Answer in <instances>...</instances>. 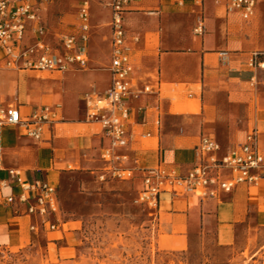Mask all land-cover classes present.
Listing matches in <instances>:
<instances>
[{"label":"crops","instance_id":"1","mask_svg":"<svg viewBox=\"0 0 264 264\" xmlns=\"http://www.w3.org/2000/svg\"><path fill=\"white\" fill-rule=\"evenodd\" d=\"M101 1L81 2L88 3L90 12L84 68L74 66L63 73L17 70L5 66L0 49V108L14 106L25 117L47 106L57 115L53 125L45 126L40 140L15 126L0 127V199L20 194L7 175L8 170H18L26 182L42 180L56 186L59 207V213L49 215L48 223L42 225L43 218L26 213V204H0V253L29 248L40 239L54 246L64 240L60 248L68 250L67 235L71 233L64 226L78 221L61 220L60 175L89 169L96 158L100 165L90 174L100 172V156L108 139L98 123L85 120L84 99L93 91L104 92L110 82L111 12L108 0ZM228 1L129 0L125 7L122 23L132 77L140 89L150 85L161 91L159 95L143 94L131 102L130 128L136 135L124 151L138 160L129 181L138 179L141 188L145 168L185 175L195 166L194 150L202 136L220 144L218 155L222 157L256 130L264 150V3L259 2L255 15L244 20L238 12L227 11ZM80 5L66 32L51 43L43 19L44 5L37 4L44 34L34 32L36 23H29L23 44L41 42L53 52L60 50L62 36L79 34ZM199 24L203 26L201 33L196 32ZM55 73L57 78L52 76ZM169 86L185 87L183 96L188 101L173 103L165 96ZM83 112L84 121H80ZM125 166L130 168L132 163ZM218 174L225 179L230 176L226 170ZM155 212L171 248H183L201 236H212L226 249L242 234L243 224L256 225L264 214V180L257 185L240 184L218 198L162 193ZM49 223L57 224L56 229L49 230Z\"/></svg>","mask_w":264,"mask_h":264},{"label":"built area","instance_id":"2","mask_svg":"<svg viewBox=\"0 0 264 264\" xmlns=\"http://www.w3.org/2000/svg\"><path fill=\"white\" fill-rule=\"evenodd\" d=\"M53 0H0V49L4 53L5 66L17 70L36 72H66L74 66L84 68L87 65L86 44L90 33V12L87 2L77 10L79 34L62 36L61 49L53 52L41 42L24 45L23 39L29 23H36L33 31L44 34L39 25L37 4L46 5ZM129 0H108L107 7L111 15L110 28V82L102 93L95 91L85 96L87 122L98 123L108 139V145L102 150L100 172L96 174L99 182L107 180L129 181L138 160L131 158L127 151L136 135L130 128L131 102L143 94H160L150 85L141 89L134 81L133 65L130 60V48L126 45L122 15ZM259 2L264 0H229L228 12H238L244 20L255 15ZM201 24L196 28L202 32ZM180 87L177 86V89ZM60 106H55L58 109ZM56 112L47 106L41 107L28 116H21L14 106L0 108V127L15 126L34 140H40L46 125L56 120ZM148 136V135H146ZM220 144L211 137L202 136L195 147V166L180 176L162 168L142 169V188L135 203L156 211L159 195L170 194L173 197L194 195L199 198H218L221 194L232 192L238 185H257L264 180V150L258 143L256 130L249 132L243 143L229 149L219 157ZM132 163L127 168L125 164ZM226 170L229 178H222L218 172ZM8 177L19 187L20 194L0 199V204L13 205L15 202L26 204L28 215L43 218L46 225L49 215L59 213L57 187L42 180L26 182L18 170H8ZM57 224L49 223L48 229L55 230Z\"/></svg>","mask_w":264,"mask_h":264},{"label":"rangeland","instance_id":"3","mask_svg":"<svg viewBox=\"0 0 264 264\" xmlns=\"http://www.w3.org/2000/svg\"><path fill=\"white\" fill-rule=\"evenodd\" d=\"M82 1L85 0H53L43 6L51 43L66 32ZM86 1L90 4V0ZM52 76L57 78V73ZM168 88L165 96L173 103L188 101L183 96L185 87ZM80 104L84 109L82 99ZM80 121H84V112ZM96 159L89 169H73L60 175L61 220L78 221L64 226L71 233L67 235L69 249L60 248L64 240L54 246L40 239L29 248L0 253V264H264V214L256 225L243 224L242 234L226 249L220 248L212 236H201L183 248H171L169 237L158 227L156 212L135 203L140 181L97 183L90 174L100 165Z\"/></svg>","mask_w":264,"mask_h":264}]
</instances>
